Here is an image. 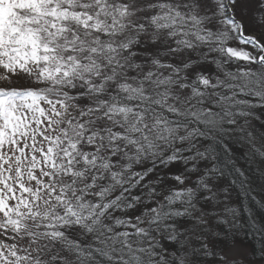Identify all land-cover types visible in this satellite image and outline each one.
<instances>
[{
	"label": "snow or ice",
	"instance_id": "6c2138e0",
	"mask_svg": "<svg viewBox=\"0 0 264 264\" xmlns=\"http://www.w3.org/2000/svg\"><path fill=\"white\" fill-rule=\"evenodd\" d=\"M237 192L264 0H0V264H264Z\"/></svg>",
	"mask_w": 264,
	"mask_h": 264
},
{
	"label": "trees",
	"instance_id": "16d2710c",
	"mask_svg": "<svg viewBox=\"0 0 264 264\" xmlns=\"http://www.w3.org/2000/svg\"><path fill=\"white\" fill-rule=\"evenodd\" d=\"M242 203H244V207L247 206V208L250 211L251 218L256 222L257 227L263 222L264 223V209L261 207H258L255 202H253L250 198L244 197V200H242ZM249 219V215L243 214L242 220L247 222ZM244 235H246V240L256 247L259 246V234L257 233L255 228H252L250 224L246 223L245 228L243 229Z\"/></svg>",
	"mask_w": 264,
	"mask_h": 264
},
{
	"label": "rangeland",
	"instance_id": "374dc122",
	"mask_svg": "<svg viewBox=\"0 0 264 264\" xmlns=\"http://www.w3.org/2000/svg\"><path fill=\"white\" fill-rule=\"evenodd\" d=\"M234 199H235L236 201L239 202V205H238V206H239L241 209H243V208H244V203H242V200H244V198H241V196H240L239 193L237 192V193L234 194ZM256 205H258V204H256ZM258 207H261V206L258 205ZM261 208L264 209V207H261ZM261 224H264V223L262 222ZM261 224H260V225H261ZM245 237H246V235H244V232L242 231V233H241V239L244 240L245 244H250V243L246 240Z\"/></svg>",
	"mask_w": 264,
	"mask_h": 264
}]
</instances>
